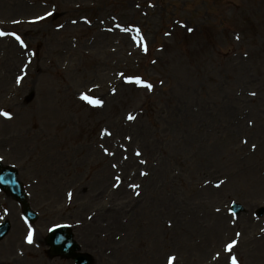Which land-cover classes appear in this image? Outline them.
Here are the masks:
<instances>
[{
    "label": "rangeland",
    "instance_id": "374dc122",
    "mask_svg": "<svg viewBox=\"0 0 264 264\" xmlns=\"http://www.w3.org/2000/svg\"><path fill=\"white\" fill-rule=\"evenodd\" d=\"M0 33V157L39 214L0 191V264H74L64 224L93 264H264V0H0Z\"/></svg>",
    "mask_w": 264,
    "mask_h": 264
},
{
    "label": "water",
    "instance_id": "95a60500",
    "mask_svg": "<svg viewBox=\"0 0 264 264\" xmlns=\"http://www.w3.org/2000/svg\"><path fill=\"white\" fill-rule=\"evenodd\" d=\"M0 188L7 192L14 200H16L22 207L24 217L33 222L37 216L34 214L27 202L23 185L18 181V173L12 167H4L0 163ZM241 210L240 207L236 208ZM260 215L264 214V210L259 211ZM10 230L9 223H4L0 226V241L7 235ZM48 244L52 247L51 255H64L66 257H74V251L77 249L72 242V236L66 227L55 229L51 232L47 239ZM82 257V256H78ZM86 262V258L81 259Z\"/></svg>",
    "mask_w": 264,
    "mask_h": 264
},
{
    "label": "snow or ice",
    "instance_id": "6c2138e0",
    "mask_svg": "<svg viewBox=\"0 0 264 264\" xmlns=\"http://www.w3.org/2000/svg\"><path fill=\"white\" fill-rule=\"evenodd\" d=\"M49 15H50V13H49ZM39 19H43V17H40ZM188 30H189V31H192V29H188ZM3 34H4V33H0V35H3ZM13 35H15V34H13ZM16 39H17V40H20V37H19V36H16ZM237 39H239V37H237ZM21 43L23 44V41H22V40H21ZM144 51H145V52L148 51V49H147V45H146V44H144ZM121 75H123V74H121ZM21 79H22V78H17V83H19ZM126 82H127V83H137V84H142V85L145 86L149 91L153 90V85H152L151 83H147V82H145V81L142 80L140 77H128L127 80H126ZM251 95L255 96L256 93L253 92V93H251ZM81 98H82L83 100L88 101L90 104H93V105L100 106V105L103 104V101H102V100H100V99H92V98H91L90 96H88L87 94H82ZM2 114H3V116H5V117H10V113L7 112V111H4ZM128 119H129V120H132V119H134V117L131 116V115H129ZM128 139H131V138L129 137ZM245 143H247V141H245ZM252 147L255 148L256 146L253 145ZM105 151L107 152V149H105ZM137 155H140V153L137 152ZM142 162H143V161H142ZM114 166H115V165H114ZM140 174H141V175H145V176L148 175V173H146V172H141ZM116 179H117V181H119L120 177H116ZM133 187L138 188V187H140V186H139V185H133ZM136 194L139 195V192H137ZM69 195H71V194H69ZM240 235H241V233H239V232L236 233V236H240ZM27 240H28L29 243L32 242V233H31V232L28 233V235H27ZM237 243H238V241H236V240H232L230 243H227L226 246H225V251L229 253L230 264H239L238 258H237L235 255H231V253H232L233 249L235 248V246L237 245ZM216 256H217V258H219L220 254L217 253ZM172 259H174V258H172Z\"/></svg>",
    "mask_w": 264,
    "mask_h": 264
}]
</instances>
